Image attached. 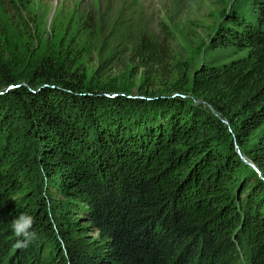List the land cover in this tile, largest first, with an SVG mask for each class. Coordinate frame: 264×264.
<instances>
[{"label":"trees","instance_id":"obj_1","mask_svg":"<svg viewBox=\"0 0 264 264\" xmlns=\"http://www.w3.org/2000/svg\"><path fill=\"white\" fill-rule=\"evenodd\" d=\"M210 42L243 55L194 73L201 107L110 96L70 56L35 60L17 83L0 58V264L41 249L43 264H226L244 219L259 241L248 264H264V0L226 11ZM21 213L37 239L14 250ZM88 228L103 251L75 239Z\"/></svg>","mask_w":264,"mask_h":264},{"label":"rangeland","instance_id":"obj_2","mask_svg":"<svg viewBox=\"0 0 264 264\" xmlns=\"http://www.w3.org/2000/svg\"><path fill=\"white\" fill-rule=\"evenodd\" d=\"M240 6L241 0H0V58L12 62L17 83H28L35 60L50 56L60 63L70 56L78 79L110 96L141 101L162 94L201 107L189 93L194 73L203 63L243 55L210 42L223 14ZM47 196L55 198L50 190ZM255 227L240 222L226 264L250 262L259 243ZM75 239L91 253L103 251L91 228ZM45 255L44 249L32 253L30 264H43Z\"/></svg>","mask_w":264,"mask_h":264},{"label":"clouds","instance_id":"obj_3","mask_svg":"<svg viewBox=\"0 0 264 264\" xmlns=\"http://www.w3.org/2000/svg\"><path fill=\"white\" fill-rule=\"evenodd\" d=\"M11 229L18 238L14 247L27 249L36 239L35 219L27 213H21L11 220Z\"/></svg>","mask_w":264,"mask_h":264},{"label":"water","instance_id":"obj_4","mask_svg":"<svg viewBox=\"0 0 264 264\" xmlns=\"http://www.w3.org/2000/svg\"><path fill=\"white\" fill-rule=\"evenodd\" d=\"M212 112H213V111H212ZM213 113H214V112H213ZM237 153L239 154V156H240V158H241V160H242L243 163H245V164L251 166V168L254 169V170L259 174L258 170H257L252 164L248 163V162L246 161V159H244V158L240 155L239 151H237Z\"/></svg>","mask_w":264,"mask_h":264}]
</instances>
